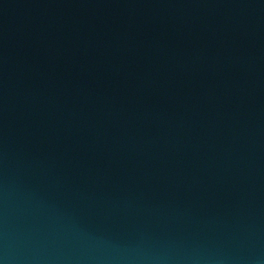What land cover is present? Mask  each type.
I'll return each mask as SVG.
<instances>
[{
	"label": "water",
	"instance_id": "1",
	"mask_svg": "<svg viewBox=\"0 0 264 264\" xmlns=\"http://www.w3.org/2000/svg\"><path fill=\"white\" fill-rule=\"evenodd\" d=\"M0 264H264V0H0Z\"/></svg>",
	"mask_w": 264,
	"mask_h": 264
}]
</instances>
